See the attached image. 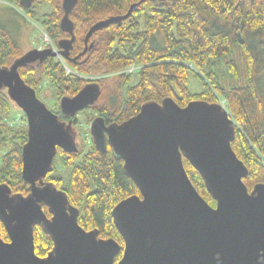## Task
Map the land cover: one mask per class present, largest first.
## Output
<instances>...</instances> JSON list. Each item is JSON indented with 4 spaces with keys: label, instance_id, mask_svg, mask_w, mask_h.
Returning <instances> with one entry per match:
<instances>
[{
    "label": "water",
    "instance_id": "95a60500",
    "mask_svg": "<svg viewBox=\"0 0 264 264\" xmlns=\"http://www.w3.org/2000/svg\"><path fill=\"white\" fill-rule=\"evenodd\" d=\"M77 1H61L60 28L69 38L58 42V52L32 49L0 68V89L26 116L21 176L29 185L27 196H12L7 186L0 185V223L9 240L0 238V264H115L119 253L116 264H264V185L251 192L245 186L247 169L231 148L234 121L219 104L193 101L180 107L166 98L161 104H144L120 125H107L99 116L91 121L89 134L95 148L104 155L110 147L140 193L112 210L122 247L114 240L98 239L96 232H86L66 193L43 182L57 149L67 153L78 149L68 128L24 83L18 70L58 56L74 62L92 47L88 40L94 32L129 18L139 5L94 24L85 36L83 51L71 59L74 35L69 15ZM33 2L19 0V6L27 9ZM100 94L99 85L89 82L75 96L62 97L60 111L72 119L93 106ZM182 157L202 177L215 207L192 185ZM36 225L53 242L45 258L35 254Z\"/></svg>",
    "mask_w": 264,
    "mask_h": 264
},
{
    "label": "trees",
    "instance_id": "16d2710c",
    "mask_svg": "<svg viewBox=\"0 0 264 264\" xmlns=\"http://www.w3.org/2000/svg\"><path fill=\"white\" fill-rule=\"evenodd\" d=\"M1 1L20 7L19 0ZM61 1L34 0L30 8H22L43 28L57 50L58 42L69 38L60 28ZM141 1L78 0L69 15L74 35L71 59L83 51L85 36L94 24L125 15L131 5H139L129 18L94 32L88 40L92 47L74 62H66L69 75L65 76L66 71L54 58H47L41 64L20 68V77L34 89L48 74L57 85L58 110L62 97H73L87 83H97L100 97L86 109L96 112L107 125H120L136 116L144 104H159L166 98L180 107L193 101L219 104L222 99L225 110L239 126H235L231 148L247 169L243 182L250 192L255 185L264 184V0ZM22 54L0 23V68L9 67ZM219 63L223 68L217 71ZM131 66L137 69L124 72ZM30 73L31 81H26L24 77ZM190 73L201 77L204 88L200 93L189 90ZM110 75L117 76L115 88L104 96L103 81ZM12 109L6 90L0 89V120ZM59 111L61 117L54 114L60 122L75 119ZM8 118L12 121L14 113ZM93 119L89 117V122ZM20 121L23 123L17 129L7 128L6 119L0 124V185L7 186L12 196L29 193V185L21 176L28 128L26 119ZM91 144L86 148L80 141L76 153L57 149L43 182L66 193L69 204L78 211L79 226L86 232H96L98 239L114 240L122 247L112 210L129 197H140V193L111 148L102 155L92 139ZM57 159L64 161L62 171L58 170ZM182 162L196 191L215 206L202 177L184 157ZM42 209L50 218L47 208ZM33 237L35 254L45 258L53 248L51 237L41 225L33 227ZM0 238L9 241L2 223ZM120 259L121 253L116 263Z\"/></svg>",
    "mask_w": 264,
    "mask_h": 264
},
{
    "label": "rangeland",
    "instance_id": "374dc122",
    "mask_svg": "<svg viewBox=\"0 0 264 264\" xmlns=\"http://www.w3.org/2000/svg\"><path fill=\"white\" fill-rule=\"evenodd\" d=\"M44 6H45L44 8L46 10L49 9L47 7V5H44ZM0 23L2 26H4L6 28V30L9 33V36H11V38L16 42V44L18 45V47L20 48V50L22 51L23 54L26 53L27 51L32 50V49L43 50L45 48L52 49L54 47V44L51 41H50L51 45H48L45 42V39L46 38L49 39V38L44 33L43 28L39 24H37L36 22L30 20L26 16V14L22 8L17 7L15 5L9 3L8 1H1L0 0ZM55 52H58V50ZM54 59H55V62L59 63L60 66L62 67V69L64 71H66V72H64L65 76L69 75V73H70L69 67L66 64L67 60L61 56L55 57ZM216 67H217V71L220 68H223V66L220 63ZM130 69L135 71V69H137V68L135 66H131V67H129V70ZM71 74H73V73H71ZM76 76H79V75H76ZM116 77H117L116 75H110V76L105 78L106 79L105 81H103L104 89H105V91L103 93L104 96H106L107 94L114 91V88H115L114 84H115ZM82 78L86 79L85 76H82ZM24 79H26V81H31V73L29 75H27L26 77H24ZM86 80H90V79L87 78ZM135 80H136V76H134L133 82H135ZM188 88L192 93H200L204 88L203 81H202L201 77L197 76V74L190 73L189 79H188ZM34 91L36 93L37 98L51 112L60 116V114H58V111L60 109L58 110V99L57 98L59 97V95L57 94V85L55 83H53V80L50 78V76L48 74H45L44 77L42 78V80L34 85ZM219 100H220L219 105H221L225 109V107L223 105L224 101L222 99H219ZM12 103H13V109H12L13 111H11L10 113L2 115V119L0 120V124H4L5 119H6V123L8 125V126L6 125L7 128L17 129V128H19L18 125L20 123H23V121L19 122V120L21 118L26 119V116H24L25 113L20 108H18L14 102H12ZM161 103H159V104H161ZM11 113H14V118L12 119V121L9 120V118H8V117H10ZM89 117L96 118V117H98V114L96 112H93L91 109H84L75 115V119L73 120V122H71L70 126L67 125L66 120L64 121L63 118H61L63 120L62 123H64V124H62V126L64 128H68L69 135H71L74 138L76 146H78V143L80 141H81V143L84 144V146L86 148L91 147V145H92L91 144V136L89 134V125L91 123V122H89ZM26 125H27V123H26ZM234 125L237 128H239V126H237L236 122ZM56 162L58 165V170L62 171V169H63L62 166L64 164V161H62L61 159H57ZM261 185H264V184H261ZM212 207H215V206H212ZM115 264H116V261H115Z\"/></svg>",
    "mask_w": 264,
    "mask_h": 264
},
{
    "label": "built area",
    "instance_id": "2783aa9c",
    "mask_svg": "<svg viewBox=\"0 0 264 264\" xmlns=\"http://www.w3.org/2000/svg\"><path fill=\"white\" fill-rule=\"evenodd\" d=\"M45 42H46L48 45H51L49 39L46 38V39H45ZM52 50L57 51V48L53 47ZM126 71H127V72H126ZM132 71H133L132 69H130V70L127 69V70H125L124 72L128 73V72H132Z\"/></svg>",
    "mask_w": 264,
    "mask_h": 264
}]
</instances>
